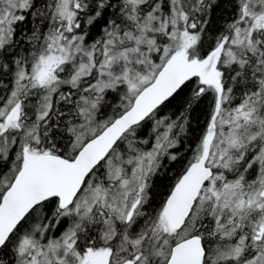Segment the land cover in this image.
<instances>
[{
	"label": "snow or ice",
	"instance_id": "6c2138e0",
	"mask_svg": "<svg viewBox=\"0 0 264 264\" xmlns=\"http://www.w3.org/2000/svg\"><path fill=\"white\" fill-rule=\"evenodd\" d=\"M0 264H264V0H0Z\"/></svg>",
	"mask_w": 264,
	"mask_h": 264
},
{
	"label": "trees",
	"instance_id": "16d2710c",
	"mask_svg": "<svg viewBox=\"0 0 264 264\" xmlns=\"http://www.w3.org/2000/svg\"><path fill=\"white\" fill-rule=\"evenodd\" d=\"M223 14V10L217 12V17L222 16ZM219 23H222V21L218 20L217 26L219 25ZM175 105L171 106V111H175ZM199 119L200 123L199 125L196 123V120ZM203 127V115L201 111H197L196 113L193 114V124H192V131L194 133V135L192 137L189 138V140L187 142H193L195 139V136L199 134V129ZM176 171V169L173 170V173H169V175H173L174 172Z\"/></svg>",
	"mask_w": 264,
	"mask_h": 264
}]
</instances>
